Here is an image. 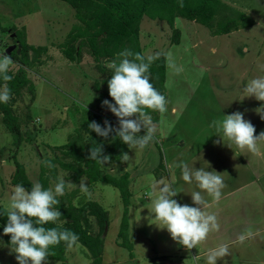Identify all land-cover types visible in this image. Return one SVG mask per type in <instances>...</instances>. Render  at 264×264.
I'll list each match as a JSON object with an SVG mask.
<instances>
[{"label": "rangeland", "instance_id": "obj_1", "mask_svg": "<svg viewBox=\"0 0 264 264\" xmlns=\"http://www.w3.org/2000/svg\"><path fill=\"white\" fill-rule=\"evenodd\" d=\"M222 1L249 14L253 24L227 34L212 35L208 28L197 22L177 18L173 27L180 31L179 41L172 43V27L166 22L145 16L140 22L142 54H156L150 65L165 67L164 86L156 90L165 96L166 110L156 114L150 112L155 128L153 139L142 150L127 147L129 159L126 162L117 160L110 149L107 151L115 142L112 137L99 139L102 154L109 156V162L99 165L100 172L115 177L122 173L127 175L131 195L127 206L126 233L131 249L119 245L121 238L117 233L123 211L119 189L101 180L90 182L84 174L75 177V172L54 164L55 176L49 179V188L54 187L58 177L63 178L70 182L66 184L65 193L75 191L74 205L94 200L108 213V223L101 235V264H170L176 260L186 264H205L206 255L199 258L193 254L205 248L206 243L200 242L196 248L182 252L178 250L181 245L173 241L165 229L149 224L159 222L149 220L148 223L145 219L158 182L170 183L177 191H182L173 197L178 203L192 204L182 200L186 193L198 189L181 180L180 161L191 163L194 159L199 160L194 163L197 168L205 166L204 161H207L211 166L209 170L214 169L222 175L224 186L221 194L240 186L242 190L237 188L233 194L220 196H225L222 201L227 206L238 207L237 220L243 218L240 208H244L246 216L251 213V227L246 226L239 232L249 229L252 232L256 226L264 228V139L257 141L255 153L234 145L229 148L219 142L208 126L210 121L221 119L222 114L241 111L254 126V136L264 131V120L254 112L261 102L251 97L233 100L239 99L244 81L264 75V25L257 28V22L264 24V0ZM75 23L73 9L60 0H0V55L19 53L18 43L10 31L12 26L24 31L26 43L46 48L45 52L40 51L41 62L31 65L22 66L9 56L13 61L9 70L15 72L22 66L34 90L31 95L24 89L12 104L20 125L19 145L14 143L0 115V206L5 209L13 190L10 184L13 156L23 164L31 183L39 182L41 162L56 155L61 157L62 153L47 145L71 143L74 146L75 143L90 147L93 134L85 127L94 121L95 114L103 120L110 119L113 128H118L117 118L107 109L99 110L96 101L100 94L103 99L111 101L107 84L103 82L111 75V61L102 58L96 61L86 49L73 61L61 53L58 44ZM28 53L32 54L31 51ZM95 85L98 91L94 90ZM51 130H55L54 135L46 132L43 136L41 132ZM140 134H143V129ZM89 147L82 146L76 153L87 155ZM64 158L67 161V157ZM81 181L87 186L86 192L80 191ZM205 199L211 200L206 195ZM92 225L96 230V223ZM213 235L214 232H210L204 240L209 242L208 245L215 244ZM248 242L254 250L249 249L247 264H264V229ZM246 243L247 240L241 244L245 246ZM241 244L237 249L242 248ZM6 245L0 246V264H17ZM80 246L82 249L79 246L66 248L64 258L67 264H91L87 249ZM237 249L231 252V258V254L226 256V264H244L247 261L237 254ZM48 264H60V261L48 258Z\"/></svg>", "mask_w": 264, "mask_h": 264}, {"label": "clouds", "instance_id": "obj_2", "mask_svg": "<svg viewBox=\"0 0 264 264\" xmlns=\"http://www.w3.org/2000/svg\"><path fill=\"white\" fill-rule=\"evenodd\" d=\"M262 25L264 24L257 22V28ZM117 57L118 61L114 59L110 62L111 75L106 82L111 102L104 99L101 106L117 118L118 128L110 126L107 120L103 127L96 121L88 122L87 128L102 138L114 133L113 140L118 139L129 149L142 150L150 145L155 131L150 112L162 113L167 104L165 96L153 87L149 78L148 69L156 59V54L141 55L125 49L117 53ZM12 63L8 55H0V80L9 81L13 78L8 74ZM10 96V89L0 87V104H6ZM247 97L261 102L254 112L264 120V75L244 81L239 99L233 100L239 101ZM208 126L219 138V142L229 148L234 145L238 149L255 153L257 141L264 139V131L253 135L254 126L244 118L241 111L222 114L221 119L210 121ZM102 153L101 144L95 142L90 145L87 158L104 166L109 162V156ZM128 159L127 152L120 154L121 162ZM196 161L199 160L194 159L191 163L180 161L178 164L181 180L198 189L186 194L190 196L192 204L178 203L173 197L182 191H177L170 183L158 182L159 186L154 187L150 209L147 208L148 215L145 217L148 223L149 220L159 222L149 224L165 229L173 241L186 249H192L204 241L210 232L220 228L216 214L207 211L209 201L205 199V195L212 202L219 200L224 186L222 175L214 169L209 170L211 166L204 160L205 166L194 167ZM42 164L48 169L55 167L51 160H43ZM68 183L70 182L58 177L52 188H45L39 182L32 183L29 188L19 183L13 186L8 197V207L0 209V216L6 217V222L0 229V237L8 235L6 247L14 254L17 264H48L52 247L62 243L65 248L71 249L78 244V234L70 229L44 226L55 223L61 216L56 206L60 203L58 197L64 195ZM79 188L82 192L87 191L83 181ZM250 235V232L245 231L236 237V242L243 243ZM0 246H5L3 239H0ZM228 255L229 242L220 240L214 248L207 251L205 264H217L218 259L222 260Z\"/></svg>", "mask_w": 264, "mask_h": 264}, {"label": "trees", "instance_id": "obj_3", "mask_svg": "<svg viewBox=\"0 0 264 264\" xmlns=\"http://www.w3.org/2000/svg\"><path fill=\"white\" fill-rule=\"evenodd\" d=\"M68 4L73 9V16L76 23L73 24L66 33L64 39L58 44L63 56L68 60H75L81 57V52L86 49L96 61L101 58L112 61H118L117 53L128 49L134 53H140L139 44V25L142 18L148 17L153 20H162L169 27H172V43H178L180 31L174 28V22L177 18L187 21H194L208 28L212 35L227 34L231 31L244 28L253 24V19L244 11L234 9L222 0H60ZM19 47V53L11 52L10 57L14 58L20 65H31L33 62H41V52L46 51L41 45L34 46L25 41V33L21 29L11 27ZM28 51H31L29 55ZM19 66L15 72L8 70V74L13 78L9 81L0 80V87L6 86L10 89V100L6 104H0L1 121L11 133L14 143L19 145L21 140L20 125L17 116L13 113L12 104L20 97L22 91L33 95L34 85L26 76L25 69ZM149 78L154 88L164 86L165 67L164 65H150L148 69ZM108 77L107 79H109ZM104 79V83L107 82ZM107 84V83H106ZM95 91L99 88L94 87ZM104 100L100 94L97 97V108L101 111L106 109L101 106ZM111 102V101H110ZM147 111V110H146ZM157 111H154L156 114ZM113 127L110 119H105ZM99 114L94 115V121L103 127L104 121ZM87 132L93 134L90 141L92 144H101L94 132L85 127ZM114 133L109 134L111 138ZM108 138V137H107ZM71 144V143H70ZM63 144L59 146H50L52 149L60 150L61 157L54 156L50 159L53 164L57 163L62 169L75 172V177L84 174L90 182L105 181L117 187L120 192L123 203V211L121 222L118 230V237L121 238L119 245L126 246L131 249V244L127 240V219L128 201L131 195L126 179V173H122L119 177L109 174H102L98 163L88 160V154L76 153L83 148L89 147L88 144ZM102 146V145H101ZM114 148L115 150L111 149ZM103 149V147H102ZM112 151L117 160H120V154L127 152V146L122 144L118 139L111 143L107 151ZM14 169L10 176V184H23L25 188H29L32 184L25 174L23 164L18 162L13 156ZM67 157V161L65 158ZM64 158V159H62ZM71 158L74 159L71 161ZM116 160V159H115ZM39 183L49 188V179L55 176L56 168L48 169L43 166L42 162L39 167ZM75 191L64 193L62 197H58L60 203L56 206L61 212V216L55 223H48L45 227H57L70 229L78 234V243L84 246L91 259V264H101V254L103 249L102 233L108 223L107 211L94 200H86L79 206L72 202ZM0 209H5L0 206ZM96 223L97 229H93V222ZM6 222V217L0 216V229ZM5 244L8 242V235L2 236ZM66 248L64 245L58 244L51 248L50 256L60 261V264H67L64 258Z\"/></svg>", "mask_w": 264, "mask_h": 264}, {"label": "crops", "instance_id": "obj_4", "mask_svg": "<svg viewBox=\"0 0 264 264\" xmlns=\"http://www.w3.org/2000/svg\"><path fill=\"white\" fill-rule=\"evenodd\" d=\"M54 131L55 130L45 131V132L41 131V132H43V136L44 135L46 136V134H45L46 132H48V134H50V135H54L53 134ZM56 144H58V143H56ZM237 188H239V190H242V189H240V186L239 187H233V188L228 189L227 192L222 193L221 195L233 194V193L236 192ZM183 195H185V194H183ZM224 197L225 196L220 197L219 200L215 201V202H212L211 200H208L209 201V208L207 209V211H211V212H214L216 214L217 222L220 225V228H219L218 231H214L213 238H214L215 244L211 243L210 245H208L209 242L202 241L204 244L206 243L205 244V248H202L201 250H199L198 253H194L193 255H195L196 257L202 258L204 255L207 254V251L209 249H211V248H214L220 240H225V241L229 242V254H231L230 255V258H231L232 257V253L231 252L234 249H237L238 244H241L240 242H236V237L239 234H241V232H239V231L242 230V229L245 230L246 226L251 227V223H252L251 222V213L249 212V214L246 216L244 208H240V210H243V218H239V220H237L238 219L237 218V216H238L237 215V210H238L237 208L238 207L236 208L235 205L227 206L226 204H224L223 201H222V199ZM182 201L183 202H186V201H190L191 202L190 196L186 195V198H184V200H182ZM217 203H220V205L218 206ZM235 209H236V213H235ZM257 227L258 226L252 228V230H253L252 232H251V229L247 230L248 232L251 233V235L246 237V239H245V240H247L246 245L244 246L243 244H241L242 248L237 249V254L238 255L241 254V257H242V259L244 261L247 260L249 249L251 248L252 251L254 250V247L250 244V242H248L249 239L253 235H256L257 233H259L260 231H262L264 229V228H262L263 226H261V229H258ZM78 244L75 245V246H79V248L82 249L80 244L79 245ZM194 248H196V246ZM178 250H180L182 252H185L186 248L183 247V246H180L178 248ZM228 257H229V255H228ZM226 260H227L226 256L222 260L218 259L217 260V264H226L224 262ZM226 262H228V261H226ZM247 263H248V260L244 264H247ZM257 263H259V262H255V264H257ZM170 264H186V263H184L182 260H176V261L170 262ZM259 264H261V263H259Z\"/></svg>", "mask_w": 264, "mask_h": 264}, {"label": "water", "instance_id": "obj_5", "mask_svg": "<svg viewBox=\"0 0 264 264\" xmlns=\"http://www.w3.org/2000/svg\"><path fill=\"white\" fill-rule=\"evenodd\" d=\"M9 42H10V41H9ZM10 43H11V42H10ZM171 172H172V171H170V175H171Z\"/></svg>", "mask_w": 264, "mask_h": 264}]
</instances>
